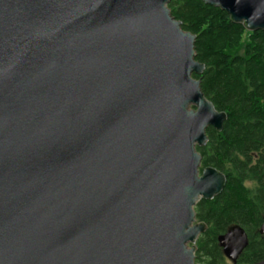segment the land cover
<instances>
[{
	"label": "water",
	"instance_id": "1",
	"mask_svg": "<svg viewBox=\"0 0 264 264\" xmlns=\"http://www.w3.org/2000/svg\"><path fill=\"white\" fill-rule=\"evenodd\" d=\"M169 1L0 0V264H195L225 185L196 147L227 117ZM199 1L264 32V0Z\"/></svg>",
	"mask_w": 264,
	"mask_h": 264
},
{
	"label": "trees",
	"instance_id": "2",
	"mask_svg": "<svg viewBox=\"0 0 264 264\" xmlns=\"http://www.w3.org/2000/svg\"><path fill=\"white\" fill-rule=\"evenodd\" d=\"M171 16L195 36L196 61L204 65V97L226 114L222 130L206 129L207 143L196 147L200 171L224 175L225 185L212 200L194 207L206 225L195 247V264H232L222 254L219 236L232 227L244 230L248 246L235 264L264 261V32H247L218 8L199 0H170Z\"/></svg>",
	"mask_w": 264,
	"mask_h": 264
}]
</instances>
